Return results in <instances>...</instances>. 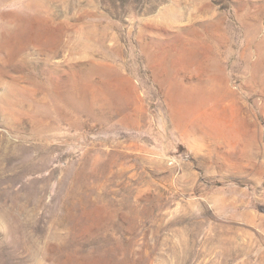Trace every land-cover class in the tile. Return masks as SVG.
I'll return each instance as SVG.
<instances>
[{
	"label": "rangeland",
	"instance_id": "rangeland-1",
	"mask_svg": "<svg viewBox=\"0 0 264 264\" xmlns=\"http://www.w3.org/2000/svg\"><path fill=\"white\" fill-rule=\"evenodd\" d=\"M264 0H0V264H264Z\"/></svg>",
	"mask_w": 264,
	"mask_h": 264
},
{
	"label": "trees",
	"instance_id": "trees-1",
	"mask_svg": "<svg viewBox=\"0 0 264 264\" xmlns=\"http://www.w3.org/2000/svg\"><path fill=\"white\" fill-rule=\"evenodd\" d=\"M260 208H261L262 210H264V206H261Z\"/></svg>",
	"mask_w": 264,
	"mask_h": 264
}]
</instances>
